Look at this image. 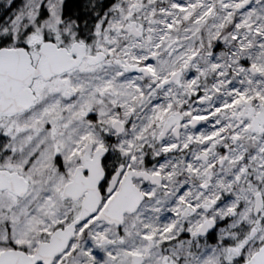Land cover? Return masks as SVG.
<instances>
[{
    "label": "snow or ice",
    "instance_id": "obj_1",
    "mask_svg": "<svg viewBox=\"0 0 264 264\" xmlns=\"http://www.w3.org/2000/svg\"><path fill=\"white\" fill-rule=\"evenodd\" d=\"M0 264H264V0H0Z\"/></svg>",
    "mask_w": 264,
    "mask_h": 264
}]
</instances>
